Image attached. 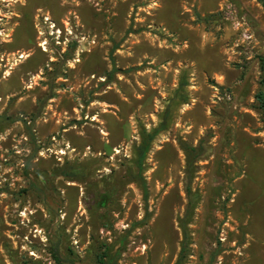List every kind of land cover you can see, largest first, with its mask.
I'll return each instance as SVG.
<instances>
[{
  "label": "rangeland",
  "instance_id": "1",
  "mask_svg": "<svg viewBox=\"0 0 264 264\" xmlns=\"http://www.w3.org/2000/svg\"><path fill=\"white\" fill-rule=\"evenodd\" d=\"M258 92L264 0H0V264H264Z\"/></svg>",
  "mask_w": 264,
  "mask_h": 264
},
{
  "label": "trees",
  "instance_id": "2",
  "mask_svg": "<svg viewBox=\"0 0 264 264\" xmlns=\"http://www.w3.org/2000/svg\"><path fill=\"white\" fill-rule=\"evenodd\" d=\"M256 98L259 101V104H260L259 107H260L261 112L263 114V120H264V94L262 92H258L256 95ZM165 127H166V125L162 121L158 127L152 129L151 131H146L145 128H143L141 130L142 138H141V141L138 145V156H137V160H136V164H137V167L139 170L143 166L145 157H146V155L150 149L151 142L153 141L154 137L157 135V133L160 130L164 129ZM187 149H189V151L193 157L196 156V154H192V152H194L196 150L194 147L187 146ZM190 161H191V158H190ZM187 192H188V194L191 193L190 187L187 188ZM188 209H189V211L191 210L190 202H189L187 210ZM184 249H185V245H182V247H181L182 254L180 255V258L178 259L176 264H182Z\"/></svg>",
  "mask_w": 264,
  "mask_h": 264
}]
</instances>
